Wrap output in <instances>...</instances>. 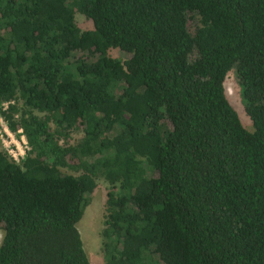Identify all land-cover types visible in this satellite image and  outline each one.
Listing matches in <instances>:
<instances>
[{
	"label": "trees",
	"instance_id": "16d2710c",
	"mask_svg": "<svg viewBox=\"0 0 264 264\" xmlns=\"http://www.w3.org/2000/svg\"><path fill=\"white\" fill-rule=\"evenodd\" d=\"M0 116V264H89L99 179L106 264H264V0H0Z\"/></svg>",
	"mask_w": 264,
	"mask_h": 264
},
{
	"label": "rangeland",
	"instance_id": "374dc122",
	"mask_svg": "<svg viewBox=\"0 0 264 264\" xmlns=\"http://www.w3.org/2000/svg\"><path fill=\"white\" fill-rule=\"evenodd\" d=\"M75 21L77 26L82 30H90L92 28V24L87 21L82 15L76 14ZM201 23V19H197V24ZM194 22L190 21L188 27H193ZM108 55L111 58L119 59L122 62H126L129 60L131 56V52L129 50H124L120 48L110 49L108 51ZM225 91L227 99L230 105L238 114L240 121L243 127L252 132V123L249 118L245 115L243 105L241 103V97L239 92V79L235 70H231L225 79L224 83ZM1 119V118H0ZM2 123L4 121L2 120ZM1 123H0V149H8L12 147L15 150L14 146H9L10 140L7 138V142L5 141V136L1 135ZM18 139L21 134L17 132L13 133ZM9 146L7 147L6 146ZM16 151V150H15ZM64 172L66 169H63ZM108 190V185L103 179L97 180V187L93 194L90 196V203L85 208L83 215L79 222L76 224V228L80 234L83 249L87 256L89 264H106L101 252V229L102 223L104 220L105 213V199L106 193ZM3 238V229L0 227V244Z\"/></svg>",
	"mask_w": 264,
	"mask_h": 264
},
{
	"label": "built area",
	"instance_id": "2783aa9c",
	"mask_svg": "<svg viewBox=\"0 0 264 264\" xmlns=\"http://www.w3.org/2000/svg\"><path fill=\"white\" fill-rule=\"evenodd\" d=\"M3 106L6 107L5 104ZM0 118H1V116H0ZM2 120L3 119L1 118L0 119L1 130H2L1 135L5 136L6 142H7V138H9V140H10L9 146L10 147L14 146L16 151L12 147L10 148V151L6 148L4 150H6V152L9 154V156L12 159H14L16 162H19L25 156V153L28 151L26 139H25L24 135L22 134L21 130L17 131L18 134H21V136L18 139L12 132H10L8 130L6 123L5 122H4L5 124L2 123ZM6 146H7V144H6ZM9 146H7V147H9Z\"/></svg>",
	"mask_w": 264,
	"mask_h": 264
}]
</instances>
